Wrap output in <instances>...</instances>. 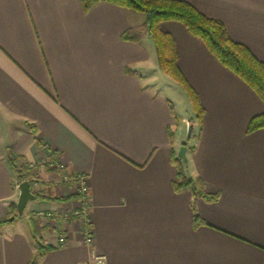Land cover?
Returning <instances> with one entry per match:
<instances>
[{
  "label": "crops",
  "instance_id": "0c3cea01",
  "mask_svg": "<svg viewBox=\"0 0 264 264\" xmlns=\"http://www.w3.org/2000/svg\"><path fill=\"white\" fill-rule=\"evenodd\" d=\"M181 1L264 63V0ZM142 15L107 3L84 12L80 0H0V220L19 196L11 154L34 164L36 191L56 198L29 202L20 224L0 228V264H31L37 243L50 248L38 264H88L93 254L106 264H264V130L246 133L264 103L182 24L163 22L205 109L202 127L185 117L179 125L152 80L151 37L121 38ZM191 123L198 132L184 162L179 133ZM172 150L216 202L175 191ZM53 153L64 174L88 175L91 246L80 222L64 219L79 199Z\"/></svg>",
  "mask_w": 264,
  "mask_h": 264
},
{
  "label": "trees",
  "instance_id": "16d2710c",
  "mask_svg": "<svg viewBox=\"0 0 264 264\" xmlns=\"http://www.w3.org/2000/svg\"><path fill=\"white\" fill-rule=\"evenodd\" d=\"M80 3L84 12H89L100 3H107L145 16L146 20L139 28H128L122 33L121 38L124 41L137 43L144 35L151 37L159 69L186 92L195 113V121L199 127L203 125L205 109L202 106L199 94L190 85L178 66V55L172 35L160 29V25L163 22L182 24L191 36L200 39L205 44L208 51L224 68L242 80L264 103V63L259 61L247 47L232 40L222 22L206 17L187 1L80 0ZM258 130H264V113L254 116L250 120L246 133H253ZM169 138L170 143H172V133H169ZM170 161L177 169L176 180L173 183L177 193L190 190L194 198L200 197L209 203L216 202L219 199L218 194H208L205 191V184L202 178H191L185 174L181 159L176 157V153L173 150L171 151ZM57 162L56 155L53 153L52 157H50V163L54 164ZM8 163L19 183L30 182L31 190L37 199L56 200V198L45 197L33 188L34 174L29 165L24 162L23 157L11 154ZM193 210L195 213L194 205ZM16 214V203H12L9 206L8 216L0 220V228L4 225L12 224L14 221L11 222L10 218L16 216ZM200 224H203V222L195 213L194 226ZM37 248L38 256L31 261V264H38V259L50 250V248L43 246L41 243H37Z\"/></svg>",
  "mask_w": 264,
  "mask_h": 264
},
{
  "label": "built area",
  "instance_id": "2783aa9c",
  "mask_svg": "<svg viewBox=\"0 0 264 264\" xmlns=\"http://www.w3.org/2000/svg\"><path fill=\"white\" fill-rule=\"evenodd\" d=\"M52 166L58 171L62 172L61 181L64 183L72 182L76 185L77 196L79 199V206L73 210L70 214H65L64 219L69 221L71 218H75L80 222L81 232L83 236L84 244L91 246L93 244V236L89 221V184L88 175L84 173H79L75 175L64 174V165L60 163H54ZM31 168H34V164H31ZM37 185V183L35 184ZM39 215L45 217L46 219L51 218L50 214H44L41 212ZM57 246L59 248H64L68 245L65 235H60L57 238ZM88 264H106V258L99 254H93Z\"/></svg>",
  "mask_w": 264,
  "mask_h": 264
},
{
  "label": "rangeland",
  "instance_id": "374dc122",
  "mask_svg": "<svg viewBox=\"0 0 264 264\" xmlns=\"http://www.w3.org/2000/svg\"><path fill=\"white\" fill-rule=\"evenodd\" d=\"M158 68L159 67L155 68V75L152 80L159 85L158 87H156V89L160 93H163L164 95H168V97L172 99L171 101H169V104H170V107L173 109L172 111H173L174 119L178 120L179 125L181 124L183 117L191 118L195 120V113L193 112L190 100L188 96L186 95V92L183 90L182 87H180L176 82H174L169 76L165 75ZM197 132H198V128H196V132L192 134L190 138H188L187 136L188 128L187 129L184 128L183 132L181 134L179 133V140L182 141L184 144H186L185 145L186 147H191L193 142L195 143L196 141ZM189 150L191 151L192 148H189ZM186 157H187V154H186ZM182 167H185V165L182 164ZM21 221H22L21 218L16 217V219L14 220L12 224H15V222H18V224H20ZM60 235L61 234H59V236Z\"/></svg>",
  "mask_w": 264,
  "mask_h": 264
},
{
  "label": "water",
  "instance_id": "95a60500",
  "mask_svg": "<svg viewBox=\"0 0 264 264\" xmlns=\"http://www.w3.org/2000/svg\"><path fill=\"white\" fill-rule=\"evenodd\" d=\"M193 131H194V125L190 124L188 126V133H187L188 138L191 137ZM186 151H187L186 146L182 145L178 152V157L181 158L184 162H186L187 160ZM18 189H19V196L16 202L17 214L16 216L10 218L11 222H13L16 219V217L23 218L27 204L37 199L36 195L31 190L29 181H24L20 183Z\"/></svg>",
  "mask_w": 264,
  "mask_h": 264
}]
</instances>
